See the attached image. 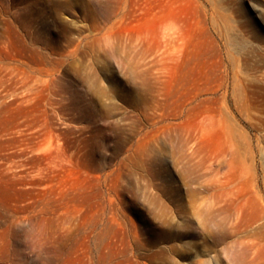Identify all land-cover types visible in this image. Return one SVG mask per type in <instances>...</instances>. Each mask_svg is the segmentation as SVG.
Instances as JSON below:
<instances>
[{
    "label": "rangeland",
    "instance_id": "rangeland-1",
    "mask_svg": "<svg viewBox=\"0 0 264 264\" xmlns=\"http://www.w3.org/2000/svg\"><path fill=\"white\" fill-rule=\"evenodd\" d=\"M0 264H264V0H0Z\"/></svg>",
    "mask_w": 264,
    "mask_h": 264
}]
</instances>
